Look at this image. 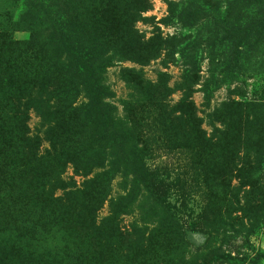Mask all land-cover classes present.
<instances>
[{
  "label": "rangeland",
  "instance_id": "rangeland-1",
  "mask_svg": "<svg viewBox=\"0 0 264 264\" xmlns=\"http://www.w3.org/2000/svg\"><path fill=\"white\" fill-rule=\"evenodd\" d=\"M246 5L263 13L252 0H0V139L20 132L33 149L0 167V264H264V57L244 41L231 60ZM61 40L102 68L116 134L91 123ZM55 76L71 124L37 111ZM35 198L54 213L17 237Z\"/></svg>",
  "mask_w": 264,
  "mask_h": 264
},
{
  "label": "trees",
  "instance_id": "trees-1",
  "mask_svg": "<svg viewBox=\"0 0 264 264\" xmlns=\"http://www.w3.org/2000/svg\"><path fill=\"white\" fill-rule=\"evenodd\" d=\"M252 1L255 2L257 7H259L263 11V13L260 12L259 14L254 15V14L247 11L249 8V5H246L243 7V9H242L243 16H240V17H241V19L243 18L247 21L250 20V22H249L248 27L245 30L243 36L241 37L239 43L236 45V47L233 50L231 60H232V63L234 66H237L240 63L239 59H240L241 53L238 50V47H239V44L244 43V41H245V44L247 43L250 46V48L254 54V57L257 60L264 57V0H252ZM171 14L173 15L174 12L171 11ZM183 14L186 16L187 14H189V10L183 12ZM256 16H259V17L256 18ZM171 19H174V18L171 16ZM176 19H177V21L182 23L183 19H182L181 14L177 13ZM241 19H240V21H242ZM106 22H107L108 26H111V27L116 24V21L114 20L113 16L108 17L106 19ZM183 23H187V22L184 21ZM111 27H110V29H111ZM237 34H239V33H237ZM228 36L231 37V32H229ZM7 44H5V45L8 46ZM9 44L12 47H16V48L27 47V46L30 47V45H31L30 42H23V43L11 42ZM61 45H62V47H61L62 53H67L69 56H72L73 52L76 51L74 55L76 57H78V59L75 58V61L77 64V71L85 76L86 86H84V88H85L84 95L87 98L86 99L87 100L86 106H87L88 110L93 114V119L91 120V123L98 124L103 129L104 133L106 134L105 135L106 137H109L111 133L116 134L118 122L120 121V119H118V117L115 115V111H116L115 107L113 105H110L107 102V99L111 97V93L109 92L108 88L102 83V81H100L99 76L101 75V73L103 71L102 68L99 65L95 64L90 59H88V57L86 58L85 56L79 54L81 52L77 51V49H73V48L70 49V47L68 46V44L65 41L61 40ZM13 66L17 67L16 65H13ZM130 73H132V74H130ZM134 73H135L134 71H130L126 75L131 82L140 84L138 77L136 78V76H134ZM23 74H26V73L24 72ZM25 77H26V75H22V77L20 78V81L22 80V82H24ZM56 77L57 76L53 77L52 80L47 81L43 85L44 91L39 90V94H40L39 97L42 94V98L45 96L46 100L42 99L43 102L36 103L35 105L37 107L38 113L43 118H45V117H50V118L56 117V118L60 119L61 122L66 124L68 122V120H66V117H68V116L61 114V110H64V109H63V105L61 104V102L59 100H57V98L60 95L59 93L62 91L61 88H64L67 86V83H68L67 77H62V78H56ZM21 85H23V84H21ZM62 93H63V91L61 92V94ZM52 94H54L56 96V99L54 102L55 106L49 107L47 105H48L50 98H52ZM158 98L161 100L160 97H158ZM160 104L162 105L161 102H160ZM156 105L159 108L160 105L159 104H156ZM47 109H52L55 111V113L52 115H49L47 113ZM76 120H77V122H80V118L76 119ZM168 121L170 123H172L170 118H168ZM67 124H71V121ZM103 131H102V133H103ZM120 131L122 132L123 130L121 129ZM0 132H3V131L0 130ZM19 133L20 132L8 131L7 134H5L4 136H1V139H0V167H2L4 165H10L12 163L14 164V159L15 158L19 159L22 156V154L19 153L21 151L19 148L24 149L27 147L28 150L33 153L32 147L24 146V145L21 146L18 144V142L21 141L19 139ZM13 144H14V146H13ZM52 151L54 154L55 153L54 150H52ZM17 154H19V156H16ZM47 154H50V153H47ZM56 162L59 164V166H61L63 168L64 165L67 164L68 162L74 163L75 157L73 155L71 156L68 153L61 154V156L56 160ZM17 170H18V177L20 178V179H18V185L19 186L17 189V193L21 198H26V196H28L30 194V192L28 191V188H27L29 179H26L23 175V173L27 172L26 171V162L25 161L21 162L18 169H16V166H15V171L17 172ZM58 181L61 182L60 180H58ZM58 181H56V183H59ZM59 184H56L55 187L59 188V186H58ZM63 184L64 183H62V185ZM62 185L59 189L65 190L64 188H62L63 187ZM59 200H60V198H59ZM34 202H35V205L31 208L34 211L32 213H31V211L29 212L31 214L27 215L28 218L25 217V218H19L18 219L19 220V223L17 225L18 229L15 231L16 233H14V234H16L17 237L21 238V232H26V226L28 224H32L33 226H36V223H37L36 221L40 218L39 217L40 214L43 216V213H46L47 215L48 214L53 215V213H54L52 211L53 209L51 210V209L47 208V204L44 202V200H42V198H39V199L35 198ZM49 202L52 205L55 204L52 201H49ZM33 213H34V215H32ZM128 235H130V236L125 237V238L127 240L130 239V241L132 242V239H133L132 234H128ZM12 240H13V238H12ZM127 257L130 258L129 256H127Z\"/></svg>",
  "mask_w": 264,
  "mask_h": 264
}]
</instances>
